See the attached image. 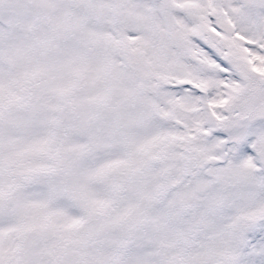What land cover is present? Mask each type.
Returning a JSON list of instances; mask_svg holds the SVG:
<instances>
[{
	"label": "snow or ice",
	"instance_id": "snow-or-ice-1",
	"mask_svg": "<svg viewBox=\"0 0 264 264\" xmlns=\"http://www.w3.org/2000/svg\"><path fill=\"white\" fill-rule=\"evenodd\" d=\"M0 264H264V0H0Z\"/></svg>",
	"mask_w": 264,
	"mask_h": 264
}]
</instances>
